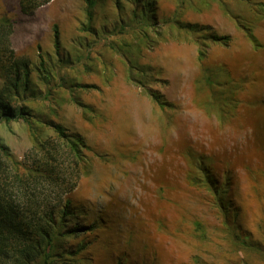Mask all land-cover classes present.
<instances>
[{
	"label": "rangeland",
	"instance_id": "obj_1",
	"mask_svg": "<svg viewBox=\"0 0 264 264\" xmlns=\"http://www.w3.org/2000/svg\"><path fill=\"white\" fill-rule=\"evenodd\" d=\"M142 2L150 5L149 25ZM88 4L51 0L24 15L17 0H0V18L13 22L18 55L34 63L44 58L73 82L95 85L76 90L85 106L65 88L51 100L31 102L48 115L55 107L56 119L95 151L92 170L73 195L87 217L99 218L94 232L72 240L93 241L84 263L264 264V0H92L97 37L85 30ZM187 23L228 35L230 44L207 39L200 64L205 38L182 26ZM243 25L254 30L258 48ZM58 59L73 64L55 66ZM141 67L152 69L153 78L140 79L169 107L134 80ZM208 68L215 87L206 82ZM33 80L40 82L38 74ZM0 139L18 159L33 144L22 120L0 123ZM191 155L206 157L208 174L229 186V210L220 207L205 174L192 173ZM246 234L254 250L236 246V237Z\"/></svg>",
	"mask_w": 264,
	"mask_h": 264
},
{
	"label": "trees",
	"instance_id": "obj_2",
	"mask_svg": "<svg viewBox=\"0 0 264 264\" xmlns=\"http://www.w3.org/2000/svg\"><path fill=\"white\" fill-rule=\"evenodd\" d=\"M50 1L17 0L19 10L24 15L34 14L38 8ZM142 6L141 14L145 15L143 20L149 25L150 5L142 2ZM94 12L92 0H89V25L85 30L97 37L99 33L90 22ZM182 26L205 38L199 42L200 64H203L206 56L203 46L207 39L224 45L230 44L228 35L211 33L203 25L187 23ZM243 28L250 43L258 48L260 43L254 30L247 25H243ZM13 30L11 19L0 18V74L3 80L0 88V123L9 124L20 120L26 122L33 144L26 151L24 159H18L11 148L0 139V264H86L84 252L93 241L80 240L74 243L72 240H76L81 234L94 232L99 218L87 217L88 210L83 203L76 202L73 195L83 177L91 172V154H95V151L81 133L69 129L56 119L58 110L55 107L43 105L42 110L50 108L48 115L44 111L36 110L31 102L37 99L51 100L58 88H65L72 92V101L85 106L75 94L76 90L79 87L95 85L73 82V79L60 74L56 68H49L44 58L39 63H34L29 57L18 55L12 47ZM53 31L55 47L58 49L60 29L57 24H54ZM67 63L70 62L64 63L58 59L53 64L61 67ZM139 69L140 74L134 80L147 90L160 107H169L170 103L158 89L149 87L140 79H147L149 76L150 79L153 78L152 69ZM205 72L207 84L215 87L217 82L213 80L211 70L208 68ZM34 73L38 74L39 83L34 82ZM40 84L45 86L44 89ZM207 161L203 155H191L194 166L192 173L198 178L196 170L203 172L205 183L219 196L220 207L229 210L232 203L225 198L229 189L226 187L229 186L220 184L208 174ZM191 176L190 180L195 181L196 177ZM231 182V174L228 173L225 183ZM235 205L237 207L236 203ZM234 213L235 217L241 215L239 211ZM227 225L232 234L235 218ZM232 238L234 241L235 235ZM236 240V246L244 250L257 248L252 246L247 234L236 237Z\"/></svg>",
	"mask_w": 264,
	"mask_h": 264
}]
</instances>
